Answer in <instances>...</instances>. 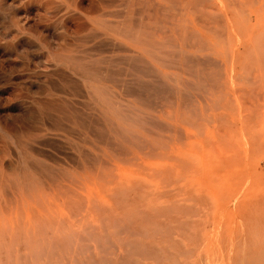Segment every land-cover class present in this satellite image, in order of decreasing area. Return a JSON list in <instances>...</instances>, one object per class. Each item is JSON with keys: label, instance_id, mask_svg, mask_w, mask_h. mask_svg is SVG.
<instances>
[{"label": "bare ground", "instance_id": "6f19581e", "mask_svg": "<svg viewBox=\"0 0 264 264\" xmlns=\"http://www.w3.org/2000/svg\"><path fill=\"white\" fill-rule=\"evenodd\" d=\"M262 2L0 0V264L162 263L226 212L260 147Z\"/></svg>", "mask_w": 264, "mask_h": 264}, {"label": "rangeland", "instance_id": "374dc122", "mask_svg": "<svg viewBox=\"0 0 264 264\" xmlns=\"http://www.w3.org/2000/svg\"><path fill=\"white\" fill-rule=\"evenodd\" d=\"M263 4L264 0L258 15L261 30L263 32L261 34V37H263L260 43L261 45L264 44ZM262 47L263 48H260L261 54L264 49V46ZM262 55L261 58L258 57V60L262 59L264 63V52ZM258 62L261 63V65L263 64L257 61V65ZM263 65L261 68L264 67ZM258 67L259 76H261L264 69H261L260 66ZM262 76L264 77V74ZM262 76L259 77L261 80L259 79L260 81H258L260 86L256 84L258 85L256 89L260 92L259 98L261 105L259 118L253 119L254 121L248 124L247 127V132L250 136L254 137L246 136L247 140L249 137L251 139L253 138V140L256 138L257 141L254 142L260 147L250 156L255 166H247L245 169L244 192L242 191L243 197H241L242 194L240 196L235 195L230 197L226 212L211 217L210 220L212 224L206 226L207 228L205 227L203 232H198V230L196 232L168 237V239L171 240V245L166 246L163 251L157 248L156 252L154 251L152 253H162L164 259L162 263L156 262L157 255H150L148 253L146 255L141 253L135 255V252L132 253V251H130L132 254L130 253V256H128L129 254L127 253V256H125L126 251L122 253L124 249H117L118 247L116 248L114 245V252H116L114 253V259L118 256L117 259H119L118 262H121L120 264H125L122 259L124 256L127 257L126 259L131 258L126 261L132 264H182V261H185L184 264H264V78ZM249 83L250 82H247V87L253 84L251 82V84L248 85ZM260 114L262 115L260 116ZM253 122L255 123V127L252 125ZM236 197L241 201H235V199H238ZM231 198L233 200H231ZM202 220L198 222L201 224ZM118 237L122 238L123 235ZM118 237L114 236V240ZM153 256H155L156 259ZM141 259L144 260L141 261ZM114 264H117V262Z\"/></svg>", "mask_w": 264, "mask_h": 264}]
</instances>
